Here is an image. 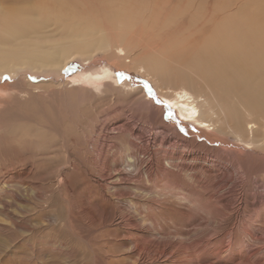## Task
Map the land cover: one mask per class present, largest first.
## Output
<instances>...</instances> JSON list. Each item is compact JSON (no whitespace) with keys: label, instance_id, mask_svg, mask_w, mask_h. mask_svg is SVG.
<instances>
[{"label":"rangeland","instance_id":"374dc122","mask_svg":"<svg viewBox=\"0 0 264 264\" xmlns=\"http://www.w3.org/2000/svg\"><path fill=\"white\" fill-rule=\"evenodd\" d=\"M0 6L14 13L0 17V264H264V137L238 131L264 123V57L206 31L264 14V0ZM118 45L139 60L122 65ZM106 65L120 87L80 82ZM182 85L208 98L215 128L169 102Z\"/></svg>","mask_w":264,"mask_h":264},{"label":"bare ground","instance_id":"6f19581e","mask_svg":"<svg viewBox=\"0 0 264 264\" xmlns=\"http://www.w3.org/2000/svg\"><path fill=\"white\" fill-rule=\"evenodd\" d=\"M121 2V1H120ZM5 5V4H4ZM4 5L2 6V7H4ZM34 5V4H33ZM33 5H31L32 7H33ZM167 5H168V3H167ZM170 5H172V4H170ZM36 6V5H35ZM189 6H191V4L189 5ZM2 7L0 6V14H1V16L0 17H4V18H8V17H10L11 15H13L14 13L12 12L13 10H12V8H11V12H9V11H6V10H2ZM6 7V9L8 10L9 8H10V6H9V8H8V6H5ZM5 7H4V9H5ZM150 7H153L152 6V4H150ZM174 7V6H173ZM165 8H169V7H165ZM16 9V8H15ZM171 9H173V8H171ZM25 10V9H24ZM29 10V9H28ZM125 10H126V12H130V8L128 7V8H125ZM170 10V9H169ZM26 11V10H25ZM32 11V10H31ZM31 11H29V12H31ZM21 12V11H20ZM29 12H28V14H29ZM112 12H113V10H107V15H111L112 14ZM240 12V11H239ZM243 12V14L241 13H238L239 15L236 17V23H234L232 26H229V23H228V26L223 22V21H217L216 23H213V22H215L214 20H213V24L214 25H211L212 23H211V21L209 20V26H208V29L206 28V31L208 32L207 33V36H208V38H211L212 37V35H213V37L212 38H215L216 37V35H218L219 37H222L221 39L222 40H220V41H216V42H214V45H211V46H215V48H217L218 47V45H224L225 44V42H227L228 41V39H230V40H233L235 43H238L239 45H242L243 46V48H245V47H248L249 49H252L257 55H262L263 57H264V14H262V13H259V14H252V15H250V16H245V14L247 13V12H245V11H242ZM22 13V12H21ZM20 13V14H21ZM33 13V12H32ZM32 13H30V14H32ZM38 13V12H37ZM23 14V13H22ZM35 14V13H34ZM56 14V13H55ZM17 15V14H16ZM16 15H14L15 17H16ZM49 15V14H48ZM54 15V14H53ZM142 15H143V13H142ZM165 15V14H164ZM61 16V15H60ZM146 16V15H145ZM220 16V15H219ZM225 16V15H224ZM34 17H37L38 18V16H34ZM57 17V16H56ZM156 17V16H155ZM157 17H158V15H157ZM164 17H166V15L164 16ZM164 17H163V19H164ZM3 18V19H4ZM25 18H27V17H25ZM44 18V17H43ZM49 18V17H48ZM52 18V17H51ZM146 18V17H145ZM32 19V18H31ZM41 19V18H40ZM44 19H46V18H44ZM149 19V18H148ZM29 20V19H28ZM65 20V19H64ZM146 20H147V18H146ZM10 21H13V20H10ZM30 21H32V20H30ZM34 21H36L37 22V20H34ZM58 21L60 22V23H62L63 24V22H65V21H63V19L61 18V19H58ZM148 21V20H147ZM165 22H166V20H164ZM173 21H176L175 19L173 20ZM6 22V21H5ZM33 22V21H32ZM47 22V21H46ZM70 22V21H69ZM24 23V22H23ZM25 23H26V20H25ZM72 22H70V24H71ZM138 23H140V24H142L143 23V20H138ZM158 23V22H157ZM157 23L156 22H154V23H152L151 25H149V26H151L150 28H154V27H156V26H158L157 25ZM206 23H208L207 21H206ZM206 23H204L203 24V26H205V24ZM7 24V23H6ZM64 24H66V23H64ZM59 25V24H58ZM61 25V24H60ZM67 25V24H66ZM69 25V24H68ZM74 25L76 26V27H78V28H80L81 27V25H83V23L80 25V23L78 22V21H75L74 22ZM207 25V24H206ZM5 26V25H4ZM10 26V25H9ZM72 26V25H71ZM75 26H73V27H75ZM67 27V26H66ZM86 27V26H85ZM110 27V26H109ZM122 27V26H121ZM159 27V26H158ZM64 28V27H63ZM118 28V27H117ZM123 28H124V26H123ZM111 29V28H110ZM109 29V30H110ZM155 29V28H154ZM13 30L14 31H16V29H14L13 28ZM101 30H104V29H101ZM118 30V29H117ZM119 30H122V28L121 29H119ZM126 30V29H125ZM128 30V29H127ZM137 30V29H136ZM135 30V31H136ZM81 31H83V30H81ZM112 31H114L113 29H112ZM123 31V30H122ZM149 31V30H148ZM153 31V30H152ZM8 32V31H7ZM10 32V31H9ZM97 32H99L98 30H97ZM131 32H133V31H131ZM150 32V31H149ZM148 32V33H149ZM66 33V32H65ZM104 33H105V31H104ZM117 33V32H116ZM135 33V32H134ZM137 33V32H136ZM140 33V32H139ZM159 33V32H158ZM64 34V33H63ZM99 34V33H98ZM109 34V33H108ZM214 34H216L215 35V37H214ZM60 35V34H59ZM102 35H104L103 34V32L102 31H100V36H102ZM134 35H138V34H134ZM97 36V35H96ZM111 36V35H110ZM112 36H114V33H113V35ZM140 36V35H139ZM217 36V37H218ZM39 37V36H38ZM47 37V36H46ZM54 37V36H53ZM57 37V36H56ZM74 37V36H73ZM81 36L79 35L78 37H76V38H72V34H68V35H66V37H65V39H64V41L65 42H67L68 40H73V39H78V38H80ZM99 37V36H98ZM103 37V36H102ZM101 37V38H102ZM118 37V36H117ZM152 37V36H151ZM58 38V37H57ZM64 38V37H63ZM112 38V37H111ZM20 39V38H19ZM61 39V38H60ZM216 39V38H215ZM22 40H23V38H22ZM67 40V41H66ZM217 40H218V38H217ZM63 41V42H64ZM36 42V41H35ZM59 42V41H58ZM57 42V43H58ZM100 41H97L96 43H94L93 44V48H96V47H99L100 46V44H98ZM54 43V42H53ZM209 43H211V42H209ZM3 44V43H2ZM64 44V43H63ZM113 45V44H112ZM111 45V46H112ZM254 45H256V46H258L259 48H254ZM209 46V45H208ZM217 46V47H216ZM212 47V48H213ZM241 47V46H240ZM102 48H104V49H107V46H103ZM210 48V47H209ZM218 48H221V46L220 47H218ZM91 49V48H90ZM111 50V49H110ZM113 50V52H115L117 55H118V57L119 58H122L123 59V61H122V65H124L127 61H134L133 59H128V60H126V58H128V53L129 54H131L135 59H137V60H139V56L137 55V54H135V53H133V52H131V51H127V48L124 46V45H118V46H116L115 47V49H112ZM213 50H215L216 51V49H213ZM219 50H223V47H222V49H219ZM86 51V50H85ZM211 51V50H210ZM220 52V51H219ZM225 52V53H224ZM224 52H222L221 51V54L222 55H226V54H228L229 52H227V49H225V51ZM68 53V52H67ZM86 53H88V52H86ZM57 54V53H56ZM217 54V53H216ZM216 54H214V55H216ZM240 55V54H239ZM45 56V55H44ZM50 56V55H49ZM138 56V57H137ZM227 56V55H226ZM46 57V60L45 59H43V61H42V59H36V62H40L39 64H41V65H50V64H52V65H54V64H56L55 66H57V65H65L64 63H65V58H67L68 56H57L56 57V59L55 58H53L54 60H55V62H54V60H52V59H50V60H48V58H47V56H45ZM236 57V56H235ZM51 58V57H50ZM220 58V57H219ZM238 58V57H237ZM239 59V58H238ZM16 60V59H15ZM29 60V59H28ZM27 60V61H28ZM52 60V61H51ZM263 63H264V58H263ZM36 62H34V63H36ZM4 63V62H3ZM7 63V62H6ZM29 63V62H28ZM224 63H226V61H224ZM209 64V63H208ZM257 64V63H256ZM262 66V65H261ZM224 67V66H223ZM0 68H1V66H0ZM9 68H11V67H9ZM258 68H261V67H258ZM258 68H255V69H258ZM263 70H264V65H263ZM262 68L261 69H258V70H262ZM249 69V68H248ZM4 70V69H3ZM10 70V69H9ZM142 71H144V69H142ZM254 72V71H253ZM260 72V71H259ZM117 74L115 73V71L112 69V68H110L109 66H105L104 67V70H103V72H95V73H89V74H87V75H85L81 80H80V82H82L83 84H87V85H91V86H93V90L95 91V92H100L101 90H102V88H104L105 86H110L109 84H111L109 81H107V80H112V83H116L117 84V88H118V85H119V87L121 86V83H120V80L117 78V76H116ZM263 77H264V73H263ZM107 79V80H106ZM260 79L261 78H257V80H256V82H260ZM249 83H251L250 81H249ZM253 83V82H252ZM79 84V83H78ZM247 84V83H246ZM259 85H260V83H258ZM257 84V85H258ZM254 85H256V84H254ZM254 85L252 84L251 86H253L252 88H255L254 87ZM116 86V85H115ZM122 86H123V84H122ZM125 87H126V85H124ZM127 86H129L130 88H135L134 86H131L130 84H127ZM182 86H184V85H182ZM230 86V85H229ZM239 86V85H238ZM231 87V86H230ZM238 88H240V86L238 87ZM258 88V87H257ZM260 88V87H259ZM128 89V88H127ZM192 89V88H191ZM229 89V88H228ZM262 88H260L259 89V91L261 90ZM133 90V89H132ZM256 90V92L258 91L257 89H255ZM174 92V96L172 97V98H169V102H171V103H173V104H176V106H177V108H178V110H179V112H180V114H181V116H182V118H184V119H186V120H195V121H198L200 124H202V125H204V126H212L213 128H215L216 127V119H214V117H213V115L215 116V114L217 113V111L215 110V111H213V105H211V102L209 103V101H208V98L207 97H205V98H203L202 96H204V95H195L194 93H192L189 89H188V87H177L176 89H174L173 90ZM246 91V89L245 88H242L239 92H245ZM194 92V91H193ZM247 92V91H246ZM252 92V91H251ZM233 93H234V91H233ZM262 94H263V92H261ZM236 94H238L237 92H236ZM249 94H250V92H249ZM247 95V94H246ZM250 95H252L253 96V94H250ZM240 96L241 95H239V98H240ZM251 96V97H252ZM257 96V95H256ZM250 97V98H251ZM255 97V96H254ZM235 98V97H234ZM248 98V97H247ZM253 98V97H252ZM251 98V99H252ZM242 99V98H241ZM246 99V98H245ZM260 99V98H259ZM229 100V99H228ZM237 100H238V98H237ZM244 99H242V101H243ZM254 100V99H253ZM263 100H264V98H263ZM240 101V99L238 100V102ZM245 101V100H244ZM203 102H205L206 103V107H207V104H208V108H207V110H208V112L209 113H206L204 110V106L202 107V104H203ZM237 102V103H238ZM204 103V104H205ZM245 103H246V101H245ZM253 103V102H252ZM263 106V105H262ZM205 107V108H206ZM246 107V106H245ZM253 107H255V106H253ZM252 107V108H253ZM216 109V108H215ZM223 109V108H222ZM255 109V108H254ZM254 109H253V111H254ZM248 110V109H247ZM251 111V110H250ZM252 112V111H251ZM217 115V114H216ZM219 115V114H218ZM227 115V114H226ZM251 115V114H250ZM219 118H220V116H219ZM221 121V120H220ZM219 122V121H218ZM221 124V123H220ZM230 124H232V123H230ZM20 125V124H19ZM220 126V125H219ZM218 126V127H219ZM219 128H221V129H223L222 127H219ZM226 129V128H225ZM16 130V128H12V130L10 131L9 130V132H8V134L10 133H13L14 131ZM241 131L243 134H245L246 133V135H248V136H252V137H254V132L256 133V132H258V130H260V132L262 133V135H263V137H264V123L263 122H258V123H256V122H249L248 123V125H246V127H243V126H240V128H238V131ZM237 131V130H236ZM241 134V133H240ZM243 137V136H242ZM66 158V157H65ZM16 163V162H15ZM247 177L248 178H250L251 177V174L248 172V174H247ZM231 181V180H230ZM217 185H220V182H218V184ZM227 207L229 208L230 207V204H227ZM93 213V212H92ZM264 213V212H263ZM255 214V213H254ZM257 239H260V240H263L264 238H263V236L262 235H258L257 237H256ZM218 241V240H217ZM230 241V240H229ZM229 243V242H228ZM228 243H227V245H228ZM234 243H235V240H234ZM203 247V246H202ZM228 250H232V244H229L228 246H225ZM201 248V247H200ZM264 247H262L261 249H263ZM226 249V250H227ZM237 249V248H236ZM236 249H233L234 250V253H236L237 251H236ZM261 249H259V250H261ZM202 250V249H201ZM227 250V251H228ZM226 251V252H227ZM263 251V250H262ZM259 251H258V249H255L254 251H252V255L254 256V255H256V253H258ZM180 255V254H179ZM181 257V256H180ZM250 261V260H249ZM248 262V261H247ZM258 264H261L260 262L258 263Z\"/></svg>","mask_w":264,"mask_h":264}]
</instances>
